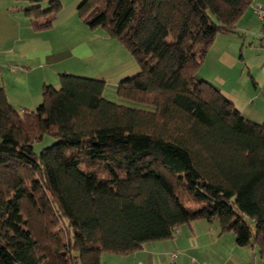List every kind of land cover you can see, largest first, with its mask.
<instances>
[{
    "label": "trees",
    "instance_id": "16d2710c",
    "mask_svg": "<svg viewBox=\"0 0 264 264\" xmlns=\"http://www.w3.org/2000/svg\"><path fill=\"white\" fill-rule=\"evenodd\" d=\"M16 1L40 31L61 8ZM253 2L78 0L82 23L121 43L139 72L117 84L119 103L104 81L67 73L35 110L19 112L0 88V264H101L195 221L264 260V123L197 77ZM45 135L54 142L35 154Z\"/></svg>",
    "mask_w": 264,
    "mask_h": 264
},
{
    "label": "crops",
    "instance_id": "0c3cea01",
    "mask_svg": "<svg viewBox=\"0 0 264 264\" xmlns=\"http://www.w3.org/2000/svg\"><path fill=\"white\" fill-rule=\"evenodd\" d=\"M255 3L264 9V0ZM77 4V0H61L50 28L40 31L25 16L26 3L0 0V88L19 112L35 110L42 102L43 87L56 88L62 73L88 74L104 81V92L109 88L112 94L120 81L139 71L136 61L116 40L82 23ZM252 5L239 18L234 33L216 36L197 77L219 89L246 119L264 123V25ZM198 223L177 228L179 236L173 238L172 250L161 254L158 264H168L173 251L177 264H264L254 248L250 251L234 242L225 247L219 243L220 236L215 238ZM138 253L123 256L133 255L139 264L143 257Z\"/></svg>",
    "mask_w": 264,
    "mask_h": 264
},
{
    "label": "rangeland",
    "instance_id": "374dc122",
    "mask_svg": "<svg viewBox=\"0 0 264 264\" xmlns=\"http://www.w3.org/2000/svg\"><path fill=\"white\" fill-rule=\"evenodd\" d=\"M46 7H47L46 3H43L42 9H46ZM97 29H99V28H97ZM113 40H115V39H113ZM119 44L123 47V45L121 43H119ZM77 73H79V72H77ZM71 75H73V74H71ZM74 75L80 76V77H87L88 76V74H84L83 72H81V74H74ZM104 97L109 101H111L112 99H115L116 103H119L121 101L116 96V89L111 94V90H109V88H106V91L104 92ZM124 102L129 104V105H132V107L138 106V104L130 103L126 100H124ZM53 142H54V139H52L51 137L46 136V135L42 136L39 141H36L33 144L34 153L35 154L40 153V151L43 148L50 146ZM56 223L57 224L53 226L54 232L57 233L59 237L64 236V230L66 229L65 225H64L65 224L64 221L61 219H57ZM198 224H202L206 228V231L207 230L211 231L213 233L212 236H214L215 238L219 237V229L217 227L216 222L208 224L204 221H199ZM184 228H186V227H184ZM178 236H179V234L176 231L173 235V238L174 239L178 238ZM219 238H220L219 243L225 245V247H228L229 245L233 244V242H234V236L232 233H225V234L221 235ZM172 248H173V239L161 241V242L147 243L143 246L142 250H139L140 253H138V255H137L140 259L143 257V259L140 260L139 264H158V262H159L158 260H159L160 255L169 253L172 250ZM246 248H248L251 251V247H246ZM253 250H254V253L258 256L257 249L254 248ZM133 257H134L133 255H131L130 257H127V256H123V255L108 254V253L103 252L101 254V257H100V262H101V264H122V263H128V262H133V263L135 262V264H136L137 261L134 260ZM125 258H127V259H125ZM155 260L157 261V263ZM230 264H233V263L231 262Z\"/></svg>",
    "mask_w": 264,
    "mask_h": 264
},
{
    "label": "built area",
    "instance_id": "2783aa9c",
    "mask_svg": "<svg viewBox=\"0 0 264 264\" xmlns=\"http://www.w3.org/2000/svg\"><path fill=\"white\" fill-rule=\"evenodd\" d=\"M252 10H253L254 14L256 15L258 21L264 25V9H263V7L260 4L255 3L252 5ZM176 258H177V252L176 251L171 252L169 255L168 264H177Z\"/></svg>",
    "mask_w": 264,
    "mask_h": 264
}]
</instances>
